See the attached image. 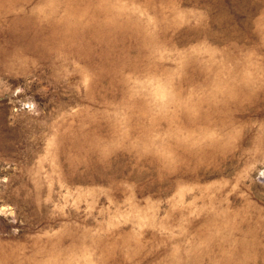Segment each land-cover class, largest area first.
I'll return each mask as SVG.
<instances>
[{"label":"rangeland","instance_id":"rangeland-1","mask_svg":"<svg viewBox=\"0 0 264 264\" xmlns=\"http://www.w3.org/2000/svg\"><path fill=\"white\" fill-rule=\"evenodd\" d=\"M0 264H264V0H0Z\"/></svg>","mask_w":264,"mask_h":264}]
</instances>
